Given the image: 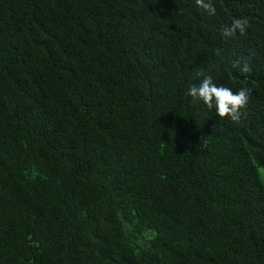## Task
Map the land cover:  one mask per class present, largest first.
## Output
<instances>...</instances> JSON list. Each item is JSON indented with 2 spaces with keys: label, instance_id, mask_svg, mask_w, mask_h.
<instances>
[{
  "label": "trees",
  "instance_id": "16d2710c",
  "mask_svg": "<svg viewBox=\"0 0 264 264\" xmlns=\"http://www.w3.org/2000/svg\"><path fill=\"white\" fill-rule=\"evenodd\" d=\"M212 2L0 0V264H264V0Z\"/></svg>",
  "mask_w": 264,
  "mask_h": 264
},
{
  "label": "clouds",
  "instance_id": "9594fccd",
  "mask_svg": "<svg viewBox=\"0 0 264 264\" xmlns=\"http://www.w3.org/2000/svg\"><path fill=\"white\" fill-rule=\"evenodd\" d=\"M195 5L199 10L206 12L210 16L216 14V8L212 0H195ZM249 21L247 18H235L230 26H226L222 31L225 39L234 37L239 33L243 36L246 34ZM217 55L219 52L217 51ZM234 67L238 68L242 74L251 72L248 62L237 61ZM199 75H203L200 73ZM251 89L240 87L237 91L226 86H218L213 81L211 75L203 76L199 84H192L187 91L192 102H202L209 110L215 109L216 114L221 119L230 118L233 122H238L242 116V109H245L250 100Z\"/></svg>",
  "mask_w": 264,
  "mask_h": 264
},
{
  "label": "rangeland",
  "instance_id": "374dc122",
  "mask_svg": "<svg viewBox=\"0 0 264 264\" xmlns=\"http://www.w3.org/2000/svg\"><path fill=\"white\" fill-rule=\"evenodd\" d=\"M256 171H257V174H258V176L260 178L261 183L264 184V170L257 169Z\"/></svg>",
  "mask_w": 264,
  "mask_h": 264
}]
</instances>
